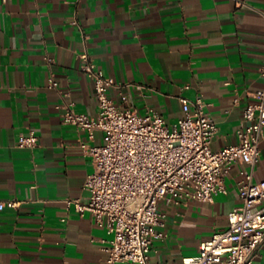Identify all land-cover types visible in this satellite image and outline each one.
Listing matches in <instances>:
<instances>
[{
  "label": "crops",
  "instance_id": "crops-1",
  "mask_svg": "<svg viewBox=\"0 0 264 264\" xmlns=\"http://www.w3.org/2000/svg\"><path fill=\"white\" fill-rule=\"evenodd\" d=\"M84 51L114 80L110 96L120 108L154 110L172 126L184 115L182 97H202L218 127L212 149L221 150L238 143L243 112L264 87V0H0V201L18 203L0 211V264L107 259L112 236L66 204L89 197L94 166L81 144L103 143L101 131L89 139L62 120L67 102L99 113L93 81L80 69ZM32 131L37 147L19 148ZM248 171L254 183L264 180V139L258 165H234L227 194L214 203L162 202L157 231L165 237L154 242L151 263L183 264L227 229ZM255 264H264V245Z\"/></svg>",
  "mask_w": 264,
  "mask_h": 264
},
{
  "label": "built area",
  "instance_id": "built-area-1",
  "mask_svg": "<svg viewBox=\"0 0 264 264\" xmlns=\"http://www.w3.org/2000/svg\"><path fill=\"white\" fill-rule=\"evenodd\" d=\"M73 24L78 25L77 20ZM79 58L81 72L93 81L99 113L97 117L77 113L67 102L60 106L62 120L86 132L89 139L101 131L103 143L81 144L94 166L85 185L89 197L66 204L81 215L91 213L96 225L112 236L104 249L105 264H152V246L165 237L157 231L162 225V202L212 204L217 196L227 194L225 181L234 165L248 164L252 169L258 165L264 139V87L252 94L253 101L243 112L238 143L213 150L218 127L202 97H182L184 115L170 126L154 110L140 115L132 107H118L110 96L114 80L87 51ZM261 76L264 79V66ZM56 85L51 78L50 86ZM37 145L33 131L21 134L17 144L22 149ZM243 176L238 184L242 205L228 215V228L201 243L198 255L185 257L183 264L256 263L264 245V180L254 183L253 171ZM17 207L16 201H0V211Z\"/></svg>",
  "mask_w": 264,
  "mask_h": 264
}]
</instances>
